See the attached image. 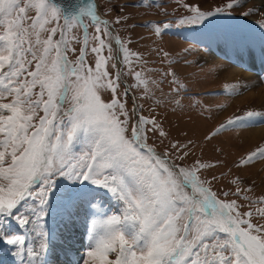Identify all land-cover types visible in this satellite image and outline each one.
Returning <instances> with one entry per match:
<instances>
[{"label":"snow or ice","instance_id":"6c2138e0","mask_svg":"<svg viewBox=\"0 0 264 264\" xmlns=\"http://www.w3.org/2000/svg\"><path fill=\"white\" fill-rule=\"evenodd\" d=\"M188 11L194 15L182 24H204L224 9ZM98 12L96 3L79 0H0V243L12 246L19 264H48L47 233L39 229L55 199L66 209L85 205L90 215L102 217L88 227L82 264H264V224L252 222V211L241 213L236 200L217 197L211 188L217 176L202 178L216 165L200 158L186 163L194 155L190 140L170 142L157 152L149 140L168 134L155 116L142 114V104L134 100L129 109L130 89L121 91L122 75L132 74L139 99L172 104L175 110L191 99L182 95L186 86L171 68L163 73L172 77L167 94L163 81L142 78L132 66L135 54L113 37ZM147 26L158 35L167 27ZM257 122L264 123V116L249 111L228 119L205 140ZM257 159H264V147L237 167ZM231 183L237 185L231 194L239 198L238 181ZM101 189L117 203L116 213L100 211ZM258 203L264 204V197ZM256 211L264 217V207ZM13 219L34 225L42 237L38 248L7 230Z\"/></svg>","mask_w":264,"mask_h":264},{"label":"rangeland","instance_id":"374dc122","mask_svg":"<svg viewBox=\"0 0 264 264\" xmlns=\"http://www.w3.org/2000/svg\"><path fill=\"white\" fill-rule=\"evenodd\" d=\"M97 1L102 15L109 22L113 37L122 40L130 52L135 54L132 56V66L135 71L140 72L142 78L151 77L156 81H163L160 87L163 93L167 94L170 92L168 81L172 77H165L163 73L171 68L187 88V93L182 95L191 97V99L183 100V109L174 110L175 106L172 104L157 106L152 100L139 99L141 92L133 87L137 82L132 74L122 75L121 91L125 86L130 89L126 97L128 108H132L134 100L137 104H142V114L146 117L155 116L168 134L167 138H163L157 133L149 140V144H155L157 152H163L170 142L192 141L195 144L194 155L189 157L186 163L200 158L204 162L215 164V168L205 170L202 175V178L207 177L209 180L213 175L218 177V180L212 181V191L222 201L236 200L238 205H243L240 208L241 213L252 211L254 224H264V217L259 216L256 211L257 208L264 207V204L258 203L259 198L264 197V184L254 187L246 182L256 171L255 168L252 171V167L259 162H264V159H257L248 165L237 167L242 158H246L257 148L264 147V140H258L254 144H244L243 139H240V133L264 127V123L257 122L255 126L228 130L218 137L205 140L206 136L230 118L245 116L249 111L264 116V106L244 104L243 107L234 102V99L243 97L257 88H264V44H261L264 43V6L259 3L261 0ZM229 3L233 4V8L226 7ZM197 6L205 13L215 12L217 8H223L224 12L210 17L204 24L199 22L182 24V20H190L194 15L188 11V7ZM32 15L34 12L30 11L29 16ZM117 17L121 18L120 24L115 23ZM85 22L87 23V19ZM28 23L30 21H26L25 26ZM149 24L167 25V27H162L161 34L158 35L154 27L147 26ZM88 31L91 36L94 30L89 28ZM76 33L82 39V30L76 29ZM76 47L79 49L80 45ZM112 47L116 50L112 53L115 56L118 54V46L114 40ZM248 48L251 51L245 52ZM228 50L230 54L235 53L237 58L241 57L238 50L245 52L243 62L247 66L242 71L246 79L239 83L242 86L241 89H238L236 85H230V82L214 83L216 71L227 66L212 65L205 68L208 61L200 60L202 55H208L210 61H213V56L228 63L222 58L231 56ZM105 55H108L107 50H105ZM120 55L122 56V53ZM137 55L141 58L139 61L136 59ZM69 59H74V57L70 55ZM257 61H260L259 69L253 67L257 65ZM235 66L240 68L237 64ZM117 67L122 68L123 65L118 64ZM109 70L115 75L116 70L111 67ZM124 72H127V68H124ZM253 83L256 84L253 85ZM156 94L160 96L161 92L157 90ZM197 103L199 107L189 106ZM150 109H152L151 112ZM161 140L163 144L160 143ZM258 179L256 178V181ZM233 180L238 181L241 189L239 198L231 194L237 188L236 184L231 183ZM98 192L97 203L102 205L100 211L106 214L116 213L118 205L111 195L102 189ZM224 192L230 194L225 197ZM244 197L249 199H244ZM250 201H257V203L251 204ZM99 218H102L99 214L90 215V210L85 205L66 209L54 199L49 206L48 215L41 221L42 228L39 229L48 235L46 253L48 264H73L79 255L73 258L72 255L80 254L78 246L80 244L85 247L82 246L85 249L84 258H86L89 244L88 227L93 219ZM7 224L20 225L14 219L8 221ZM24 226L26 230H29L24 235L26 246L38 248L42 237L33 233V224ZM52 228H54L53 231ZM48 229L50 230L47 232ZM11 232L19 234L16 228ZM28 234L29 236L26 237ZM5 246L6 244L0 243V251H3ZM4 256L0 255V260ZM82 256L83 254L74 264H82ZM110 258L114 259V255H110ZM9 263L10 260L4 262V264Z\"/></svg>","mask_w":264,"mask_h":264},{"label":"bare ground","instance_id":"6f19581e","mask_svg":"<svg viewBox=\"0 0 264 264\" xmlns=\"http://www.w3.org/2000/svg\"><path fill=\"white\" fill-rule=\"evenodd\" d=\"M259 3H261L262 6H264V0H261ZM99 14L101 17L103 16L101 12H99ZM101 20L107 22V20L104 16ZM107 23L109 24V22H107ZM233 50H234V48H233ZM249 51H251L250 48H248V50H246L245 52H249ZM260 51L261 50H259V52ZM237 52L241 55V57H239V58L235 57V53L230 54V51L228 54L231 56H226L225 58L222 57L228 63H226L224 61L222 62V60H219L218 58L213 57V56H212L213 61H210V60H208L209 59L208 55H202L201 59H200V57H199V59L202 62L208 61L205 68L210 67L212 65L213 66H222V67L227 66V67L223 68L224 70L220 69L219 71H216V75H215L216 81H214V83H216V82L229 83L230 82L229 83L230 85L231 84L236 85L238 89H241L242 86H241V84L239 85V83H242V81H244V79H246V78H244V72L242 70L244 69L245 66H247V64H245L243 62V56H244L245 52L242 53L240 50H238ZM255 55H256V53H255ZM252 62L254 63L255 61H252ZM236 64L238 67L240 66V68H236V66H235ZM253 67L255 69H259L260 68V61H257V65H253ZM251 69L254 70L253 68H251ZM235 80H237V81H235ZM255 84L256 83H253V85H255ZM234 102L238 105L243 106V107H244V104L257 105V106L263 107L264 106V88H257L256 90L249 92L248 94L244 95L243 97L234 99ZM240 139L241 140L243 139L244 144L246 143L247 145L249 143L254 144L258 140L262 141V140H264V127L244 131V132L240 133ZM254 168L256 169L255 173L250 178H248V180L246 182L255 187V186H259L261 184H264V162L257 163L254 167H252V171H254L253 170ZM256 178H259V179L256 181ZM78 255H79V253L76 255L73 254L72 258L74 256H78Z\"/></svg>","mask_w":264,"mask_h":264},{"label":"water","instance_id":"95a60500","mask_svg":"<svg viewBox=\"0 0 264 264\" xmlns=\"http://www.w3.org/2000/svg\"><path fill=\"white\" fill-rule=\"evenodd\" d=\"M58 2H59V0H58ZM89 2H94V3H96L98 5V1L97 0H79V3L82 4V5H86ZM98 7H99V5H98ZM99 12H101L100 8H99ZM99 12H98V15H100ZM100 18L102 19L103 16L102 17L100 16Z\"/></svg>","mask_w":264,"mask_h":264}]
</instances>
